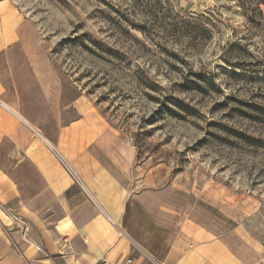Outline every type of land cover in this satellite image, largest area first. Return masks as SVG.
Wrapping results in <instances>:
<instances>
[{"label": "rangeland", "instance_id": "rangeland-1", "mask_svg": "<svg viewBox=\"0 0 264 264\" xmlns=\"http://www.w3.org/2000/svg\"><path fill=\"white\" fill-rule=\"evenodd\" d=\"M10 3L64 101L134 148L133 190L214 203L264 247V0Z\"/></svg>", "mask_w": 264, "mask_h": 264}, {"label": "crops", "instance_id": "crops-1", "mask_svg": "<svg viewBox=\"0 0 264 264\" xmlns=\"http://www.w3.org/2000/svg\"><path fill=\"white\" fill-rule=\"evenodd\" d=\"M27 30L0 0V264H264L216 204L133 190L134 148L77 93L64 101Z\"/></svg>", "mask_w": 264, "mask_h": 264}, {"label": "built area", "instance_id": "built-area-1", "mask_svg": "<svg viewBox=\"0 0 264 264\" xmlns=\"http://www.w3.org/2000/svg\"><path fill=\"white\" fill-rule=\"evenodd\" d=\"M7 217L12 221V223L22 231L23 234L27 235L29 232L27 223L23 222L18 216L10 213L9 211H5ZM128 264H131V261H128Z\"/></svg>", "mask_w": 264, "mask_h": 264}]
</instances>
